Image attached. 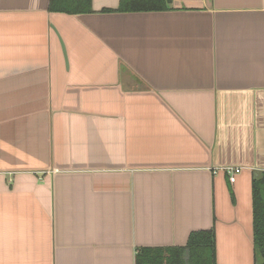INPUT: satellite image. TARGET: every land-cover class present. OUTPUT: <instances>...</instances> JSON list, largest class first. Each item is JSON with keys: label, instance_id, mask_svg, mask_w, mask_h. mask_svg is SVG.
I'll use <instances>...</instances> for the list:
<instances>
[{"label": "crops", "instance_id": "crops-1", "mask_svg": "<svg viewBox=\"0 0 264 264\" xmlns=\"http://www.w3.org/2000/svg\"><path fill=\"white\" fill-rule=\"evenodd\" d=\"M120 1L0 0V264H259L264 0Z\"/></svg>", "mask_w": 264, "mask_h": 264}, {"label": "trees", "instance_id": "trees-1", "mask_svg": "<svg viewBox=\"0 0 264 264\" xmlns=\"http://www.w3.org/2000/svg\"><path fill=\"white\" fill-rule=\"evenodd\" d=\"M54 10L68 13L91 12V0H52ZM170 0H121L118 11H162L168 9ZM254 243L256 253L264 264V178H253ZM187 253V257H186ZM142 249L136 264H218L215 230L195 231L188 244L178 248L168 259Z\"/></svg>", "mask_w": 264, "mask_h": 264}, {"label": "built area", "instance_id": "built-area-1", "mask_svg": "<svg viewBox=\"0 0 264 264\" xmlns=\"http://www.w3.org/2000/svg\"><path fill=\"white\" fill-rule=\"evenodd\" d=\"M226 171L229 174L230 181L234 183L236 181L237 175L242 171V169L238 167H228Z\"/></svg>", "mask_w": 264, "mask_h": 264}, {"label": "rangeland", "instance_id": "rangeland-1", "mask_svg": "<svg viewBox=\"0 0 264 264\" xmlns=\"http://www.w3.org/2000/svg\"><path fill=\"white\" fill-rule=\"evenodd\" d=\"M259 262L261 263V258L259 259Z\"/></svg>", "mask_w": 264, "mask_h": 264}]
</instances>
